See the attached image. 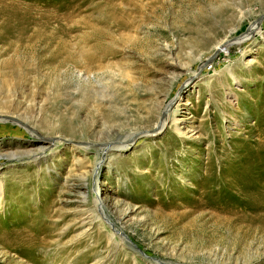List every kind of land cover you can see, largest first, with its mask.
I'll return each mask as SVG.
<instances>
[{
	"label": "rangeland",
	"instance_id": "rangeland-1",
	"mask_svg": "<svg viewBox=\"0 0 264 264\" xmlns=\"http://www.w3.org/2000/svg\"><path fill=\"white\" fill-rule=\"evenodd\" d=\"M102 4L0 0V264H264V0Z\"/></svg>",
	"mask_w": 264,
	"mask_h": 264
},
{
	"label": "bare ground",
	"instance_id": "bare-ground-1",
	"mask_svg": "<svg viewBox=\"0 0 264 264\" xmlns=\"http://www.w3.org/2000/svg\"><path fill=\"white\" fill-rule=\"evenodd\" d=\"M123 1H125V4L122 5L121 3L120 4H117L116 0H105V5L102 4L103 6H102L101 9H102V11H105L106 12L107 16H109L108 18H110L113 21H115L119 26L129 27L133 23V20L136 18L135 15L138 12H142L144 5L143 4H140V3H143L144 0H123ZM259 28L260 27L258 25V22L255 21L254 23H252L250 25V31H249L250 33L247 34L244 38H242V39H240V40L237 41V40H234L235 37H236V36H234V38L232 40H228V42L227 41H221L217 45V47H215V51L216 52L214 51L215 53H213V55L211 54V56H210L209 59L212 61L213 58H215L216 56H218L223 51L224 47L227 46L229 43H232V42L235 41L236 43L239 44V43H243L244 41L248 40L255 31L260 32V29ZM242 50H241V52H242ZM226 69H227V72L228 73H230V74H232V76H234V72H233L232 68L229 67V65L226 66ZM210 73L211 74H213V73H220L218 71V69L214 66L213 62H212V65L210 67ZM174 100H178V97L176 98V94L171 98V100L166 105V107L164 109L163 121H162V123H160L159 128L161 129L164 126V124L166 123L167 120H172L174 122V124H175V129H177V131L181 132V128L178 126V124H177V118L175 116V112H176V109H177V105L173 108V106H174L173 104L175 103ZM19 122H21V124H22V121L19 120ZM48 140H53V138L50 137ZM3 194H4L3 185L0 183V208H1L2 202H3ZM100 202L101 201H99L97 198L95 199L96 206H97V204L100 205ZM103 210H104V208H103ZM104 214H105V210H104ZM93 216L98 221L104 222L103 221V218H102V215H100L98 213L97 214L95 213ZM105 231H106L105 233L110 238L109 240H111L112 242H115L116 244H119L118 243V241H120L119 240V237L121 238V240H122L123 243H127V240H130V237L122 229H120V228L119 229H116L114 231L113 230L110 231V230H106L105 229ZM84 232H85V228H84V231L82 233H84ZM90 258H91V256L88 257V258L86 257V261L88 262L90 260ZM83 260H81V261H83ZM155 260H156V261H154L155 263H160V261L158 259H155Z\"/></svg>",
	"mask_w": 264,
	"mask_h": 264
}]
</instances>
